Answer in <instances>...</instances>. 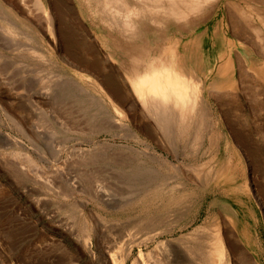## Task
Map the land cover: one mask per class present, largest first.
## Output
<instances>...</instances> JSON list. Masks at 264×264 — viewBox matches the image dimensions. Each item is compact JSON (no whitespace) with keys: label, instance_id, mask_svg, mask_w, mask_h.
<instances>
[{"label":"rangeland","instance_id":"obj_1","mask_svg":"<svg viewBox=\"0 0 264 264\" xmlns=\"http://www.w3.org/2000/svg\"><path fill=\"white\" fill-rule=\"evenodd\" d=\"M40 2L43 10L34 0H0L7 11L0 10V264H111L110 260L118 259L131 240L142 239L146 227L141 226L158 228L159 232L172 227L166 232L164 229V235L156 239L170 241L168 251L154 250L155 243L141 249L143 253H153L146 264H158L160 260L182 264L184 246L177 239L213 215L227 221L224 208L242 217L246 208V217L241 220L245 236L236 242V251L244 252L255 264H264V0H211L197 12L199 20L196 18L193 34L184 33L183 38L170 20H163L154 28H148L150 23L139 22L135 33H125L120 23H106L100 0ZM141 2L138 4L142 6ZM126 3L129 6L132 2ZM8 13L15 15L20 28L11 26ZM193 35L200 37L206 47L212 45L215 36L223 37L224 46L231 51V55L227 53L228 76L233 86L222 87L229 89L232 97L225 99L218 117L223 124L225 119L229 122L234 136L231 142L236 186L184 187L169 183L142 189L128 176L160 174L158 170L154 169L156 173L140 165H113L103 156L91 153L96 143L123 145V137H128L124 128H118L120 133L99 132L100 123L104 128V124L109 125L107 118H112L103 101L109 97L114 103L121 89L120 76L131 73L135 62L178 40L184 44ZM107 57L108 63L104 64ZM193 62L197 76L206 85L217 80L220 86L218 61L201 56ZM82 87L84 94L79 91ZM215 118L208 116L206 122H214ZM73 119H78V123H73ZM132 121L126 120L129 125ZM72 126L79 127L82 133H76L77 128L74 127L75 132ZM200 131L203 137L212 132L204 128ZM214 131L218 135L221 132ZM185 134L182 140L177 139L182 142L180 150L185 148L183 152L189 154L198 134L194 129ZM126 144L132 145L131 141ZM74 149L82 150L86 159L76 156ZM28 157L32 165H28ZM188 173L194 171L188 168ZM143 190L150 197L141 201ZM170 191L175 195L174 201L165 195ZM85 223L92 228L89 247L83 243ZM211 230L213 227L206 228L203 236ZM133 250L127 264L138 254L137 248Z\"/></svg>","mask_w":264,"mask_h":264},{"label":"bare ground","instance_id":"obj_2","mask_svg":"<svg viewBox=\"0 0 264 264\" xmlns=\"http://www.w3.org/2000/svg\"><path fill=\"white\" fill-rule=\"evenodd\" d=\"M100 1H102L101 3H103V5H100L101 3L99 4L100 7L104 6L101 8V12L104 15L103 17H105L106 23H108V25H114V26H120L119 24H117L120 23L122 25L120 27L123 28L122 30H124L125 33H133L135 31L134 30L135 25L139 22L143 23L144 25L150 23L151 27L148 28H154L153 25L155 24L160 25L163 20H170L173 29H175L176 33H178L181 36V38L185 36L184 33H188V35L193 34L192 28L193 25L196 23V20L198 19L197 12L202 11V10L200 11V9L204 7V4L208 5L211 3V0H141L142 2L139 0L141 3L144 2V4L141 6L139 5L140 2H138L139 3L138 4L135 3V1L133 2L132 0H100ZM116 1L118 2V4L115 5L114 2ZM128 1L129 3L132 2L131 4H129V6L126 3ZM34 3L38 5V7L41 10H43V6L40 0H34ZM137 4L139 5V8H137L138 7L136 6ZM0 10L1 12H7L1 4H0ZM23 12L24 11H22V14ZM207 12L205 11V13ZM6 15L9 18L12 27H15L17 29L20 28L19 26L20 24L17 18L15 17V15H11L9 13ZM204 15H205L204 18L206 19L207 18L206 14ZM200 16L203 15L201 14ZM46 20L47 22L50 23V19L48 17L46 18ZM12 27L10 28L8 27V29H12ZM250 29H252V27ZM27 37L30 36L27 35ZM213 40L214 41H211L212 43L211 46L208 44L209 47L204 46V44H202V40L200 39V37L199 39H197L195 38L194 35L191 37V40H189L184 44H179L178 41L180 40H178L176 41V43L170 45L169 47L161 48V50H158L157 54L150 55V57L147 59L142 58L138 60L137 62H135L134 67L131 70V73L121 75L119 79L121 89L119 91L118 98L117 99L114 98V103L110 101L109 97H107L105 101L101 99L103 102H105V105L107 106L106 109L112 112V115L110 114L111 115L110 118L111 117L112 118L111 119L107 118L109 127L104 124L105 127L101 128L103 126L101 122L102 119L99 121L101 122L99 125L100 128L99 132L112 133L113 131V133H115V130L118 131V128L120 129L124 128L126 132L125 136L128 137H123V138L126 139V142L131 141L132 145H128L126 144V142L123 145L122 144L116 145L112 143L110 144L107 141L104 144L96 143L97 145L93 148L91 152L93 153L92 155L103 156V158L107 159L113 165H118V166L140 165V166H144L143 169L148 168L151 171L153 169V171L155 172L156 170H158L159 172L158 171L157 172L160 174L148 175V176L143 175L141 177L140 176L137 177V175L133 172L136 175V177L133 174H130V176H128V180H131L133 183H135L137 187L139 186L142 187V189L157 184L164 186V185H168L169 183L179 184L184 187L187 185L188 186L198 185V186H206L211 188H217V187L229 188L236 186L237 175L235 176L234 173L235 168L232 163V157L234 153L232 150L233 146L231 142L234 136L232 131L230 130V126L228 124L229 122H227L226 119L224 120L225 117L222 115V117H224L223 118L224 124L221 122V120L218 117L219 111L221 112V105L224 104L225 99H229L232 97L229 89H232L233 81L230 79V76H228L229 67H230V63L228 62V59H230V56L227 55V53L231 55V51L224 46L226 40H224L223 37L215 36ZM157 48L159 47L157 46ZM201 56H210L214 61L216 60L220 63L217 69L218 79L221 81L220 86H218L219 84H217V80H214L212 83H208L206 85L205 81H202L197 76L195 68L193 66L194 64L193 59H198V57ZM225 56H228L229 58H225ZM103 63L104 64L108 63V57L104 58ZM226 76L228 78H226ZM59 78H61V75ZM75 85L76 84H74V86ZM79 86L80 85L78 84L77 88H80ZM222 86L227 87L229 89L223 88ZM81 89H79V91L84 94L83 91L85 90H83V87ZM87 99L89 100V97ZM74 102L76 103V100ZM100 108L101 107L99 105V110ZM76 111L75 113H77ZM208 116L209 117L212 116L213 118L214 116H217V118H215L214 122H210L209 120L210 122L209 123L206 122V117L208 119ZM129 117L131 118V121L133 120L131 125H129L128 122H126L127 118L130 119ZM94 118L95 117H93V119ZM77 120L74 121L73 119V123L77 122ZM256 120H257L256 122L260 121L258 115L256 117ZM106 127L108 128L107 130ZM88 128L90 127L88 126ZM201 128H204V131H206V129L207 130L209 129L212 132L209 135L207 134L203 137L200 134ZM78 129L79 127L77 128V131ZM94 129L98 130V128H94ZM191 129H194L195 133H197L198 136L196 139H193V141L194 140L196 141H194L195 143H192V148H193L192 152L189 154H185L184 153L185 151L183 152L185 148L182 151L180 150L181 147L179 144H181L182 142L178 143V141L181 139V137L183 138L184 135H186L185 133L190 131ZM215 129H219V131H221L219 135L215 134L214 131ZM72 133L75 134L74 132ZM76 133H82V132L78 131ZM83 133L85 132L83 131ZM170 133L173 137L170 135ZM85 134L82 135L84 136ZM97 135H95V137ZM257 137L259 141V139L261 138V134L259 132L257 133ZM177 138L180 139L178 140ZM75 143L76 142H74V144ZM222 148L223 150L221 151ZM75 149L73 153L76 156H79V158L81 156V158L86 159L85 155L83 154L84 152L80 150L81 148L78 150ZM92 155L90 156L92 157ZM22 156H24V154ZM84 159L82 162H85ZM198 161H202V162L197 164ZM27 162L28 165H32L33 161L32 159L29 158L27 159ZM74 165L76 164L74 163ZM188 168L192 169L194 171V174H189ZM184 169L186 170L187 173L185 172ZM136 171L137 170H135V172ZM118 173L121 174L122 172L121 173L118 172ZM164 173H168V174H164ZM137 174L139 175V172ZM113 178H115V176H113ZM118 178L120 177L118 176ZM125 178L122 179L125 180ZM115 180L117 179L115 178ZM120 181L122 182V180ZM144 193L145 192L143 190L142 193L139 195L141 201L150 197L149 196L150 193L149 194L147 193L144 194ZM165 195L170 196L168 197L169 201H174L175 195H173L171 191L165 192ZM154 196L155 198H157L160 195L159 196L154 195ZM224 212L226 217L229 218L227 221L221 219V217L213 215V217L206 220L203 224L198 226L191 233L181 237L180 239H177L184 246V254H183L184 260L181 262L182 264L185 262H186L185 264H255V262L252 261L250 258H248L244 252L242 251L237 252L239 249L237 248L236 242L238 243V241L240 239H243V237L245 236V229L244 226L241 225V220L246 217V208L243 209V213H244L243 217L239 213L238 215L235 214L233 210L228 208H224ZM141 227L144 228L146 227V229H143V231L144 232L146 231L144 235L146 234L147 236L145 237L144 235H142L141 236L142 239L137 242L136 241L134 242L132 240L131 242L129 241L130 243L129 244L127 243L128 246H126L123 250L120 251L121 255L119 256V258L118 259L114 258L115 260L114 259L110 260L112 262L111 264H127L130 258L132 257V252L134 251L133 250L134 248L138 249V254L131 261V264H146L148 259L152 257L153 253H151V251L148 253H143L141 249L143 247H147L150 243L156 244L154 250L161 249L164 252L168 251L167 248H169V246L171 245L170 241L158 242L156 240L161 234H163L162 231L165 228H163L162 230L161 227L162 231L159 232L160 229L158 230V228H157L158 231L156 229L155 231L154 228L152 230V228L150 229L147 226H141ZM209 227H213V230H211L212 233L208 232L209 234L207 235L205 234L206 236H203V233H205L204 230ZM170 228L168 229L170 230ZM169 230L165 229L164 232ZM83 232H84V237L82 236L83 243L85 247L86 246L89 247L90 246L89 236L92 233L91 226L85 223L83 227ZM140 234H142V232ZM244 244L248 245V242L247 244L246 243ZM113 257L111 256V258ZM158 264H167V263L160 260Z\"/></svg>","mask_w":264,"mask_h":264}]
</instances>
